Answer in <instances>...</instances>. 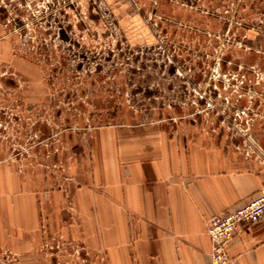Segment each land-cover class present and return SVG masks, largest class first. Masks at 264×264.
Returning <instances> with one entry per match:
<instances>
[{
    "label": "rangeland",
    "instance_id": "obj_1",
    "mask_svg": "<svg viewBox=\"0 0 264 264\" xmlns=\"http://www.w3.org/2000/svg\"><path fill=\"white\" fill-rule=\"evenodd\" d=\"M161 120L236 133L264 166V0H0V162L36 172L70 212L44 214L25 252L0 244V264H109L75 192L101 131Z\"/></svg>",
    "mask_w": 264,
    "mask_h": 264
},
{
    "label": "crops",
    "instance_id": "obj_2",
    "mask_svg": "<svg viewBox=\"0 0 264 264\" xmlns=\"http://www.w3.org/2000/svg\"><path fill=\"white\" fill-rule=\"evenodd\" d=\"M236 138L162 120L101 131L91 185L75 192L84 236L109 264H212L209 220L264 185V166ZM47 188L36 172L0 162V244L25 252L44 214L54 224L69 219L63 195L44 198ZM228 255L230 264H264V218L237 234Z\"/></svg>",
    "mask_w": 264,
    "mask_h": 264
},
{
    "label": "built area",
    "instance_id": "obj_3",
    "mask_svg": "<svg viewBox=\"0 0 264 264\" xmlns=\"http://www.w3.org/2000/svg\"><path fill=\"white\" fill-rule=\"evenodd\" d=\"M259 156L264 155L262 147ZM264 218V185L256 196L231 211L213 216L209 220L212 264H229L228 248L237 234Z\"/></svg>",
    "mask_w": 264,
    "mask_h": 264
}]
</instances>
